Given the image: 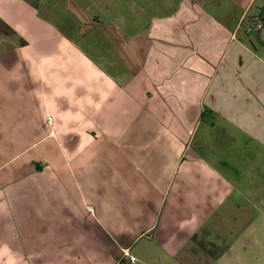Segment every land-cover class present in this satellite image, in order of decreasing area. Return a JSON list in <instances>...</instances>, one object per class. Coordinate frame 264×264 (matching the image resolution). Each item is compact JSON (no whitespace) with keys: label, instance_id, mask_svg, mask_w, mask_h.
Listing matches in <instances>:
<instances>
[{"label":"crops","instance_id":"0c3cea01","mask_svg":"<svg viewBox=\"0 0 264 264\" xmlns=\"http://www.w3.org/2000/svg\"><path fill=\"white\" fill-rule=\"evenodd\" d=\"M0 264H264V0H0Z\"/></svg>","mask_w":264,"mask_h":264},{"label":"built area","instance_id":"2783aa9c","mask_svg":"<svg viewBox=\"0 0 264 264\" xmlns=\"http://www.w3.org/2000/svg\"><path fill=\"white\" fill-rule=\"evenodd\" d=\"M262 27H263V23L260 21V19H258V18H254V17L248 18V20H247V27H246V30H247V31L250 32V31H252V30L260 29V28H262ZM49 120H50V118H49ZM88 210H89L90 212L93 211V209H92L91 207H89ZM126 254H127V252H126ZM130 260H131L132 262L135 261V257L130 256Z\"/></svg>","mask_w":264,"mask_h":264},{"label":"rangeland","instance_id":"374dc122","mask_svg":"<svg viewBox=\"0 0 264 264\" xmlns=\"http://www.w3.org/2000/svg\"><path fill=\"white\" fill-rule=\"evenodd\" d=\"M92 130H93V129H92ZM93 131H94V130H93ZM90 134L93 135V132H91ZM95 134H96V132H95ZM135 260H136V259H135Z\"/></svg>","mask_w":264,"mask_h":264}]
</instances>
